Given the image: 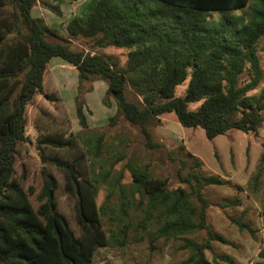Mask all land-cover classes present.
Wrapping results in <instances>:
<instances>
[{"label": "trees", "instance_id": "16d2710c", "mask_svg": "<svg viewBox=\"0 0 264 264\" xmlns=\"http://www.w3.org/2000/svg\"><path fill=\"white\" fill-rule=\"evenodd\" d=\"M250 1L153 0V5L146 6L141 0H96L83 22L71 19L60 35L31 15L39 5L60 16L58 6L42 0H0V264H93L95 252L109 245L115 230L119 235L126 230L125 225L119 229L121 218L107 216L106 208L98 205L96 180L89 178L83 154L71 159L60 155V150L75 149L79 134L48 127L36 112L32 124L47 131L37 134L34 149L43 165L63 174L74 198L79 234L56 210L57 182L45 166L41 167L37 210L29 202L34 188L24 187L25 175L14 178L20 147L31 142L26 134L27 109L43 94L50 60L59 58L77 74L73 102L81 129L87 128L81 88L99 80L106 84L103 105L108 106L109 99L115 104L108 125L125 121L139 127L148 147L155 145L147 126L166 114H172L182 128L201 129L209 141L232 130L255 135L264 122V90L251 94L262 81L257 44L264 38V0L254 1L248 20L228 15L245 9ZM210 12L220 13L218 23L204 19ZM76 40L89 42L90 50L71 49ZM109 47L126 50L124 69L94 52ZM185 81L184 95L175 96L176 87ZM128 87L140 97L139 102L126 98ZM44 97L52 103L60 99L54 94ZM190 104L199 105L190 110ZM102 140V136L95 140L96 157ZM49 149L53 155L46 152ZM262 149L264 156V142ZM200 167L195 160L180 178L189 192L180 187L169 190L165 180L148 170L131 172L132 182L147 197L142 222L154 218L158 205L164 207L166 220L156 230L158 237L205 232L204 242L185 240L191 254L180 264H213L205 258V252L212 251L211 242L225 244L207 223L209 202L204 195L207 186L224 181L204 177L197 170ZM105 219L111 228H104ZM236 224L251 232L246 224ZM258 258L253 264H264V249Z\"/></svg>", "mask_w": 264, "mask_h": 264}, {"label": "rangeland", "instance_id": "374dc122", "mask_svg": "<svg viewBox=\"0 0 264 264\" xmlns=\"http://www.w3.org/2000/svg\"><path fill=\"white\" fill-rule=\"evenodd\" d=\"M141 1L146 6L154 3L153 0ZM254 1L251 0L241 11L229 13V17L248 20ZM82 3L85 4L78 7L72 3V7L76 9L73 8L72 18H77L80 22L84 21L94 5L93 0ZM59 7L63 15L59 17L47 10L52 17L46 18V21L60 35H64V24H67L66 21L72 14L67 13L63 6ZM205 15L204 19L208 23H218L220 13L210 12ZM70 46L73 50H90L87 41L76 40ZM94 52L109 61H116L118 68L124 69L126 50L109 47ZM257 56L262 69V81L251 94L264 90V38L257 44ZM61 61L59 58L50 60L49 73L44 79V95L37 96L34 105L27 109L26 134L31 142L20 147L19 157L14 165V178L19 179L23 173L26 177L24 187L34 188V194L29 197L32 208L38 209L36 196L42 185L41 167L45 166L57 182L56 210L66 217L74 233L79 234L74 198L66 187L63 174L53 166L43 165L34 149L37 134L47 131L43 126L32 124L31 119L36 112L48 127L60 128L66 134H79L75 139V149L60 150V155L71 159L83 154L89 170L88 176L91 180H96L98 205L106 208L107 216L122 219L118 223L119 229L121 225L126 227L125 234L119 235L115 230L116 237L110 239L109 245L95 252L93 264H180L191 254L189 248L184 247L185 240L195 243L205 241L204 231L178 237H158L156 230L166 220L164 207L158 205L153 211L154 218L143 223V213L148 207L147 197L131 179V172L141 168L148 170L150 175L165 180L169 190L180 187L189 192L188 184L183 183L180 178L187 175L195 160L201 163V167L197 168L201 175L216 176L224 181L223 185H211L204 189L209 202L207 223L211 232L225 241V244L211 242L212 251L205 252L206 260L213 264H253L259 261L258 254L264 249V122L255 135L232 130L209 141L201 129L182 128L172 114H166L153 119L147 126L152 144L155 145L148 147L139 127L125 121L108 125V119L115 114V104L109 99V105H103L106 84L95 80L84 83L81 88L87 122V128L81 129L73 102L77 74L65 62L60 66L56 65ZM241 78L245 79L246 76L242 75ZM186 86L187 81L177 86L175 96H183ZM89 89L92 90L88 91ZM49 94L60 98L59 102H49L44 97ZM126 98L136 103L140 101V97L129 87ZM198 105L190 104L188 108L194 110ZM98 136H102L103 140L100 154L96 157L94 145ZM46 152L54 154L51 149ZM181 161L185 164L184 167L180 164ZM192 202L196 204L194 199ZM236 222L246 224L251 232L240 229ZM111 224L113 225L112 222ZM104 228H111L107 219L104 221ZM223 258H228L231 262H225Z\"/></svg>", "mask_w": 264, "mask_h": 264}, {"label": "crops", "instance_id": "0c3cea01", "mask_svg": "<svg viewBox=\"0 0 264 264\" xmlns=\"http://www.w3.org/2000/svg\"><path fill=\"white\" fill-rule=\"evenodd\" d=\"M42 1H45V2H48V3H50V4H52V5H55V6H63L65 9H66V11H67V13L69 12V14H72V11L75 9L74 7H72V3H73V5L75 6V7H78V5H81V4H85V3H82V2H86V1H89V0H75V1H73V2H71V1H69V0H42ZM93 2H95V0H93ZM68 5H70L71 7H69ZM74 8V9H73ZM59 9H60V7H59ZM46 10V11H45ZM76 10V9H75ZM49 11V10H48ZM60 12H61V15L59 16V17H61L62 15H63V12L61 11V9H60ZM47 9H45V8H43V7H41V6H39V5H37V6H34L33 8H32V10H31V15L33 16V17H36V18H41L43 21H44V23L47 25V26H49L48 24H47V21H46V18H50V17H52L51 16V14H49L48 13V15H47ZM72 16H73V14L72 15H70L69 16V20L68 21H66L67 23L71 20V18H72ZM59 17H55V18H59ZM73 19V18H72ZM64 25H66V24H64ZM50 28H52L51 26H49ZM60 34V33H59ZM50 63V62H49ZM64 62L63 61H61L60 63H57L56 65H61V64H63ZM65 64V63H64ZM66 65H68V64H66ZM70 66V65H69ZM71 67V66H70ZM72 69H73V67H71ZM74 70V69H73ZM75 71V70H74ZM105 88H106V86H104ZM105 88H104V91H105Z\"/></svg>", "mask_w": 264, "mask_h": 264}]
</instances>
